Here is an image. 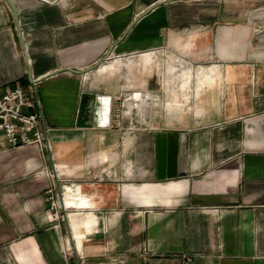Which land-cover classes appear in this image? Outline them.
I'll return each mask as SVG.
<instances>
[{"label": "crops", "instance_id": "1", "mask_svg": "<svg viewBox=\"0 0 264 264\" xmlns=\"http://www.w3.org/2000/svg\"><path fill=\"white\" fill-rule=\"evenodd\" d=\"M10 1L0 87L36 92L49 149L0 135V264H264V0ZM82 91L111 96L108 127L74 125ZM159 130L187 175L157 180Z\"/></svg>", "mask_w": 264, "mask_h": 264}, {"label": "water", "instance_id": "2", "mask_svg": "<svg viewBox=\"0 0 264 264\" xmlns=\"http://www.w3.org/2000/svg\"><path fill=\"white\" fill-rule=\"evenodd\" d=\"M12 6L14 18L17 25L18 18L13 3L6 0ZM109 54L103 55L96 63L85 67V69L62 67L56 69L57 72H71L77 75H83L85 72L95 69L101 62L106 60ZM47 74L43 77H48ZM111 96L106 94H95L89 91L81 92L77 102L74 125L79 128L86 127H108L110 125L111 112ZM156 145V178L161 181L163 179H174L175 177L187 175V150L188 144L182 139L181 133L167 132L159 130L155 133Z\"/></svg>", "mask_w": 264, "mask_h": 264}, {"label": "built area", "instance_id": "3", "mask_svg": "<svg viewBox=\"0 0 264 264\" xmlns=\"http://www.w3.org/2000/svg\"><path fill=\"white\" fill-rule=\"evenodd\" d=\"M40 110L35 91L17 84L5 89L0 87V135L5 137L11 147L34 144L41 149H49L41 127ZM45 192L48 221L56 222L60 216L59 194L51 186Z\"/></svg>", "mask_w": 264, "mask_h": 264}, {"label": "rangeland", "instance_id": "4", "mask_svg": "<svg viewBox=\"0 0 264 264\" xmlns=\"http://www.w3.org/2000/svg\"><path fill=\"white\" fill-rule=\"evenodd\" d=\"M258 41L257 40H251L250 43L247 41V47H249V49L254 50V52H259L260 49H258ZM119 62V66H118V70H116L117 75H122L123 77L126 76V69L124 66H121V61ZM108 64V63H107ZM105 64V65H107ZM177 67V66H176ZM108 71L107 72H103L101 74H99L98 77H102V76H107ZM97 72L95 74H89V78H96L97 77ZM118 77V76H117ZM89 82V80H86V83ZM84 84V83H83ZM86 87V84H85ZM125 90H123L120 94L119 99L114 100V105H113V113L114 115H116L115 117L118 119V121L121 122V125H123L124 127L130 126V117H129V109H130V102H128V87L127 85H125L123 87ZM85 92V91H83Z\"/></svg>", "mask_w": 264, "mask_h": 264}, {"label": "bare ground", "instance_id": "5", "mask_svg": "<svg viewBox=\"0 0 264 264\" xmlns=\"http://www.w3.org/2000/svg\"><path fill=\"white\" fill-rule=\"evenodd\" d=\"M104 68L102 67L101 69H100V71H102ZM135 96H138V95H135Z\"/></svg>", "mask_w": 264, "mask_h": 264}]
</instances>
